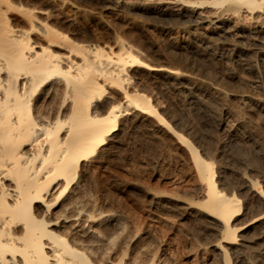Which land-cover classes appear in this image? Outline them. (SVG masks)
Masks as SVG:
<instances>
[{"label":"bare ground","instance_id":"1","mask_svg":"<svg viewBox=\"0 0 264 264\" xmlns=\"http://www.w3.org/2000/svg\"><path fill=\"white\" fill-rule=\"evenodd\" d=\"M106 1L121 5L119 0ZM164 2V11L195 28L196 34L185 42L198 51L210 50L212 31L233 32L257 45L258 52L264 49L263 23L228 24L230 15L244 13L264 21V0ZM72 3L0 0V264H178L169 254L166 236L156 235L122 207L108 209L104 192L109 187L99 186L94 174L117 155L124 136L136 128L164 134L166 144L187 165L189 180L185 187L180 184L182 190L151 189L136 180H127L124 188L138 189L151 209L172 214L194 238L198 236L191 225L201 223L211 238L203 247L219 264H247L253 259L264 264V171L249 167L252 161L247 159L250 163L242 169L236 164V176L227 175L215 151L171 117L137 72L142 69L150 78L170 83L192 104L200 103L207 89L184 83L188 77L178 69L145 62L137 48L119 37L110 45L88 28L81 31L86 25L82 7ZM204 7L215 10L197 11ZM254 88L264 95V75ZM243 101L264 113V97L249 93ZM228 123L222 124L223 130ZM214 141L212 137V147ZM116 180L109 185L118 189ZM157 218L167 220L164 215Z\"/></svg>","mask_w":264,"mask_h":264},{"label":"rangeland","instance_id":"2","mask_svg":"<svg viewBox=\"0 0 264 264\" xmlns=\"http://www.w3.org/2000/svg\"><path fill=\"white\" fill-rule=\"evenodd\" d=\"M70 1L80 6V8L82 7L83 22L86 25L81 28V31H83V29L87 30L88 28V30L95 33V37L98 35V38H96H100L102 43L106 42L110 45H114L115 37H119L127 44L137 48L145 62L152 65L163 64L178 69L188 77L183 80L184 83L201 85L203 86V91L207 89L206 93H203L204 95H200L201 101L198 103L200 105L203 104L200 107L198 103L192 104L193 102L190 103V101L186 100L185 93L183 94V92L173 87L170 83L161 81V79L150 78L142 69H139L137 72L139 76H142L143 79L145 78L143 81L144 86H147L148 89L150 87V89L155 92L154 95H157L156 99L161 105L166 109L168 108L167 110H169L168 112H170L171 117L176 119L175 121L182 125V127L185 125L188 129L190 128V133L193 134L194 137L196 136L201 142H204V145H207V149L212 150L213 152L215 151L216 162L219 161L218 165L222 167L224 171L226 170L227 175L230 174V177H234V175L236 176L240 171L239 169H242L241 165L244 164V167L248 166L249 161H252L251 163L249 162V167L251 166V168L256 170L259 168L260 171H264L262 170L264 169V115H262L264 113L260 112V114L259 111H257V113L256 110L247 107L243 103V96L249 93H252L257 97H264L262 93L255 91L256 89L254 88L256 81L258 82L260 77L264 75V49L262 52H258V49H256L257 45L250 44L247 39L240 38L233 32H229L227 35H219V31H212L208 33L212 37L210 50L205 52L199 50L201 51L199 52L194 49L195 47H193V45L185 42L187 36L196 34L195 28L192 27L190 22L186 21V19L164 11L163 9L166 7L164 0H119L121 5L118 7L108 4L106 0ZM127 3L135 5L133 7H127L125 5ZM206 4L207 3H205V5ZM214 10L215 9L211 7L197 9V11L205 13ZM97 18L102 19L100 20V23ZM228 22L229 25L240 23L248 27L262 23L264 24V21L255 20L245 13L242 16L230 15ZM59 25L61 27H66L63 28L67 29L71 35H73L72 33H75L70 26L69 28L64 24ZM261 45L264 46L263 44ZM261 45H258V47ZM145 81H148V84ZM219 89L220 92H223L220 93L218 91ZM213 96L215 97L213 98ZM206 98L208 101H205ZM214 99L217 102L213 101ZM208 104H210V106ZM223 123L229 124H227L226 130H223L221 127ZM230 123L232 126H235L232 127ZM189 125L191 127H188ZM229 127H232L233 129L231 128L230 130ZM136 129H131L129 134L124 136L126 139L125 145L117 151V155L115 154L112 159L107 161L101 167L102 169H94V172L96 171L94 173L95 176L101 178H97L99 186H104L105 188L109 187L108 190L104 192L106 200L108 199L107 202L112 204L111 207L109 206L111 204H108V209L118 208L117 210L120 211L123 209L122 212L125 214L128 213L127 215L132 214L130 216H136L138 218L136 219L137 222H141V225L145 223L144 225L148 226L149 224L150 227L148 228L153 231V233L154 230L155 232H158L155 233L156 235H161L162 237L163 235L166 236V238L170 240L168 247L171 245L169 247V254L175 258L178 264H219V261L216 259L217 257L203 247V243L211 238H209L210 236L206 233L204 226L201 223H198L199 225L196 224L198 227L190 224L192 228L194 227V232L196 231V237L198 236V238H194L191 235L192 232L190 231V228L183 222L177 220L172 214H161L158 211L151 209L149 202H147V198L142 192H139L138 189H132L130 191L129 189L124 188L127 180H136L137 182L141 181L142 183H146L143 184L151 189L158 188L163 190V188H166L164 190H173L175 188L174 190H182V185L185 183L183 185L185 187L187 184L186 181L189 180V169L187 165H185L180 156V159L177 157L176 151L173 150L174 148L169 147L166 144L167 137L164 134L155 133L147 128ZM151 134L153 135L151 136ZM155 134L162 135L163 137H157ZM206 137L211 140L213 137V141L215 139V143L212 142L214 144L213 147L210 142L211 140H207L208 138L205 139ZM241 138L242 140L240 141ZM203 139H205V141ZM216 140L221 144H218ZM234 142H237L235 143L236 145ZM210 146L213 149L209 148ZM169 149L170 151H168ZM216 150L218 151L216 152ZM260 150L262 157L260 155ZM254 159H258V162L263 160V162H260L261 164H259ZM220 163H222V165ZM224 163L226 165H224ZM236 164H239L241 168ZM233 168L237 169L233 170ZM119 177L122 178L120 179ZM110 178H112V180L113 178L117 179L116 181L120 180L119 182L121 185L118 189H116L117 187L110 186L112 182ZM112 191L115 193L113 194ZM137 192L140 195L138 194V196H136ZM109 193L112 194L109 196ZM131 193H134V195ZM111 198L113 199L111 200ZM117 199L118 201H115ZM121 207L122 209H120ZM158 215H164V218L167 220L163 222L157 220ZM159 226H161L162 229H160L161 227ZM185 227H188L189 229H186ZM198 228L201 232L205 231V233H201ZM205 236L206 238H204ZM200 244H202V246ZM247 264L260 263H258L256 259H253L252 263Z\"/></svg>","mask_w":264,"mask_h":264}]
</instances>
